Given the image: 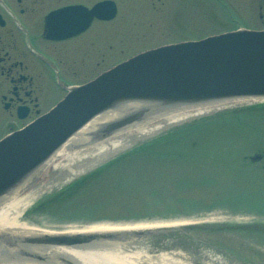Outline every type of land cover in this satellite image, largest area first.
Segmentation results:
<instances>
[{
  "label": "rangeland",
  "instance_id": "rangeland-1",
  "mask_svg": "<svg viewBox=\"0 0 264 264\" xmlns=\"http://www.w3.org/2000/svg\"><path fill=\"white\" fill-rule=\"evenodd\" d=\"M175 4L185 39L198 40L232 27L220 16L217 22L223 23L221 27L213 26L216 19H212L211 0H175ZM106 40L107 46L122 44L126 50H107L104 65L90 69L86 81L145 49L132 47L124 38L109 33ZM144 126L149 130L133 134L127 144L113 151L110 148L94 162L88 159L79 164L76 174L67 166L42 171L33 181L35 188H28L21 196L34 192L22 216L30 221L35 212L42 211L30 222L47 220L43 227L51 230L64 229L68 222L77 227L98 223L132 226L140 221L175 223L166 226L171 231L154 238L145 234L121 240L131 245L129 255L137 264H159L155 259L166 264L167 252L175 246L190 251L198 261L216 258L220 264H230L241 259L264 264V101H230L180 122L159 120ZM8 130L4 125L0 137ZM114 140L106 139L91 150L111 146ZM143 145L147 152L132 153ZM126 152L131 154L122 157ZM259 155V160H253ZM117 157L120 159L115 160ZM101 166L103 170L98 172ZM80 179L86 180L61 192ZM83 218L91 221L75 224ZM62 221L66 224H60ZM155 226L138 230L164 228ZM120 253L122 258L126 255L122 250Z\"/></svg>",
  "mask_w": 264,
  "mask_h": 264
},
{
  "label": "water",
  "instance_id": "water-1",
  "mask_svg": "<svg viewBox=\"0 0 264 264\" xmlns=\"http://www.w3.org/2000/svg\"><path fill=\"white\" fill-rule=\"evenodd\" d=\"M262 97L264 30L241 29L137 54L94 80L73 86L49 113L0 141V202L10 200L17 191L23 192L51 156L74 137L87 135L84 140H88L80 147L92 148L175 111ZM106 112L112 114L111 118H105L91 133L81 134L87 124ZM151 233L154 231L108 230L31 236L0 232V254L39 263L47 260L31 251L39 245L88 249L106 241Z\"/></svg>",
  "mask_w": 264,
  "mask_h": 264
},
{
  "label": "flooded vegetation",
  "instance_id": "flooded-vegetation-1",
  "mask_svg": "<svg viewBox=\"0 0 264 264\" xmlns=\"http://www.w3.org/2000/svg\"><path fill=\"white\" fill-rule=\"evenodd\" d=\"M211 2L213 26L223 24L218 16L232 26L216 34L264 30V0ZM176 13L175 0H0V131L9 126L0 139L90 81L107 50H126L107 46L108 33L142 51L187 40Z\"/></svg>",
  "mask_w": 264,
  "mask_h": 264
},
{
  "label": "bare ground",
  "instance_id": "bare-ground-1",
  "mask_svg": "<svg viewBox=\"0 0 264 264\" xmlns=\"http://www.w3.org/2000/svg\"><path fill=\"white\" fill-rule=\"evenodd\" d=\"M249 100L250 101H260V100L264 101V97L249 98ZM224 103L225 102L222 101V102H218L215 104H210V105H206L202 107H194V108L187 109V110L175 111L173 112V114H170L161 120L162 122H168V123L180 122V120H183V119H186L192 116H196V115H201L202 113H205V112H209L211 109H214L215 106L224 104ZM111 116L112 114H110L109 112L98 115L94 121L87 124L81 130V134H85L86 132L91 133V131L96 130L101 125V123L104 121L105 118L108 119V118H111ZM145 127L147 129H145ZM21 129H18V130H21ZM148 130H149V127L144 126V127L138 128L137 130H130L129 132H123L120 136L116 137V139L111 144V146L109 145L110 147L109 146L100 147L98 149L91 150L92 148H95V146H93L92 148H90V146L89 147L86 146V149L88 150H85V151H82L80 144L83 141H87L88 139L87 140H84V139L87 138L88 136L81 135L80 137H74L71 140H69L65 146H63L60 150H58L54 155L51 156L49 162L47 163V165L44 167L42 171L47 170L49 167L53 169L58 167L60 170H62L67 166V167H72L73 168L72 172L76 174L77 171L79 170L78 166L79 164H81L79 161L80 158L84 162L85 160H88V159L89 161L92 160L94 162L100 156L103 157L107 155L111 149H112L111 151H113L115 150L114 148L123 145V143L127 144V142L130 141V138L133 134H136L137 132L145 133ZM16 131H13L12 133ZM253 160L255 159L253 158ZM75 167L77 168L76 171L74 170ZM40 173L37 175V177H39ZM37 177L33 176L31 181L27 182L26 186L31 185L33 181L36 180ZM22 193H23L22 190L17 191L16 193H14V195L11 196L10 200L0 202V232H6L12 235L26 234V235H31V236L33 235L46 236V235H54L57 233H75L76 234V233H82V232L88 233V232H97V231L100 232V231H108V230L118 231V230H124V229L130 230V232H132L134 230L139 231L138 229H144L145 227H148V228L154 227L155 225L159 227L163 226L164 228H161V229H167L171 231V229L167 228L166 226L170 227V226L176 225L175 223H171V224L164 223L163 224L159 222L143 224V222L140 223L141 222L140 221V222L134 223L135 225H132V226H130V223H122L124 225H121V226L120 224H117V223H113V224L112 223L110 224L98 223V224H90V225L83 224L82 227H77V226L71 225V224H74L73 222H68L69 223L68 225H63V224H66L65 223L66 221H62L60 224H62L63 226H66L64 229L51 230L49 228L43 227L44 225L45 226L47 225V220L46 222H43V223L40 222V224H36L33 221L30 222L31 220H36L37 219L36 217H38L39 214L42 212L38 208L37 210L41 212L39 213L35 212L34 214L35 217L32 218L31 216L30 217L31 220L29 219L30 221H28V216L26 217L22 216L24 209L30 203V200L34 197L33 196L34 192H31L30 194H28V196L24 198H21L20 196ZM51 219L52 218H50V220ZM76 221H81V222H78L75 224H81L82 222L91 221V220L83 218L81 220L78 219ZM56 222L58 221H55L53 223H56ZM153 231L154 233H151L153 234L151 235V237L154 238L156 237L158 233H157V230L155 229H153ZM141 232L143 231L141 230ZM138 237L140 238L142 237V235H138ZM125 243H123L120 239H118L115 242L106 241L92 248L90 247L88 249L87 248L85 249L74 248L73 249V248L58 247L54 245H47V246L39 245V247L32 248L31 251L38 252L42 256L47 257V260L43 262L38 261L39 263H35L32 260H29L27 258L16 260V259H9L7 257L0 256V264H62L61 258L71 260L75 262L76 264H132V263L137 264L135 262V259H133L135 257H132L129 255L131 245L130 244L126 245ZM0 246H2V244H0ZM170 249L172 251L167 252L168 255L170 256H168V260L166 261L167 262L166 264H186V260H189L190 264H220L222 262L216 258L211 260L210 262L205 261V260L198 261L197 260L198 258L195 256H191L189 254L190 251L186 249L176 247V246ZM121 250L126 253V255L123 258H122V254L120 253ZM182 252L183 253L187 252L185 254H188V256L182 254ZM153 261L158 262L159 264L161 262V260L157 261L156 259ZM243 261L245 262V264H248L247 262H249L246 260H243ZM243 261H241L240 259V262L232 261L230 264H242ZM149 264H152V261L149 262Z\"/></svg>",
  "mask_w": 264,
  "mask_h": 264
},
{
  "label": "trees",
  "instance_id": "trees-1",
  "mask_svg": "<svg viewBox=\"0 0 264 264\" xmlns=\"http://www.w3.org/2000/svg\"><path fill=\"white\" fill-rule=\"evenodd\" d=\"M142 152H147V147L146 146H140V147H137L135 150H133V154L135 153V154H137V153H142ZM131 153H125L124 155H122V157L123 156H129ZM143 154V153H142ZM118 159H120L119 157H117L115 160H118ZM110 163H112L113 164V162H110ZM109 163V164H110ZM109 164H106L105 166H108L109 167ZM108 167L106 168V170L108 169ZM98 172H100V171H102L103 170V168H102V166L101 167H99V168H97L96 169ZM96 170H93V171H91V172H89L88 173V175H87V178L90 176V175H92V174H94L95 173V171ZM97 174V173H96ZM96 176V175H95ZM86 177V176H85ZM94 177V176H93ZM91 178V177H90ZM86 180V179H85ZM85 180H75V181H73V182H71L70 184H68L67 186H65L64 188H62V190H61V192L62 191H65V190H69V189H75V188H77V186L78 185H80V183H82V182H85ZM163 198V197H162Z\"/></svg>",
  "mask_w": 264,
  "mask_h": 264
}]
</instances>
